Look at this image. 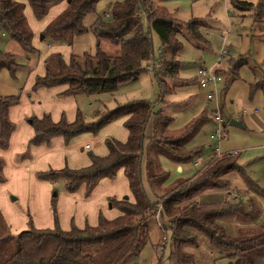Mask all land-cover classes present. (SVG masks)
I'll return each mask as SVG.
<instances>
[{
	"label": "trees",
	"instance_id": "1",
	"mask_svg": "<svg viewBox=\"0 0 264 264\" xmlns=\"http://www.w3.org/2000/svg\"><path fill=\"white\" fill-rule=\"evenodd\" d=\"M62 1L67 0H0V28L25 54H32L37 49L32 44L33 33L24 15L25 2L29 3L34 16L42 19L51 7ZM98 1L69 0L66 8L42 32L49 44L71 46L75 37L90 31L96 38L94 52H85L82 59L71 54L68 62L60 53L49 54L44 60L45 73L35 78L33 87L67 85L64 94L94 95L114 93L123 84L136 80L144 71L143 63L153 54L152 40L141 21L144 13L148 28L158 36L163 52L171 53L163 72H154L160 87L159 99L164 102L163 95L170 90L164 78L176 77L180 68L176 55L181 43L177 36L185 33L193 40L202 41L199 25L195 21L182 23L167 9L149 0H123L113 5L107 19L97 17L86 27L83 19L94 11ZM232 3L235 9L242 11L252 6L243 0ZM263 9L259 2L258 19L262 17ZM241 64L242 61H237L236 68ZM16 66L15 56L0 49V68L6 67L12 72ZM251 89L264 92V81ZM17 100L16 96H0L2 149L8 146L14 128L8 109ZM119 118H125L124 126L128 132L125 141L107 138L104 141L107 153H88L89 165L76 169H49L38 172L37 177L58 181L70 193L82 190L88 195L102 178L113 179L118 170L123 169L133 199H111L110 205L119 211L117 216L109 219L100 212L96 225L86 224L82 228L72 225L68 230L59 226L56 215L52 228L38 229L28 214L27 228L12 234L0 212V264H122L129 254L137 253L142 247L149 233L148 218L159 205L162 228L171 232L172 264H191L192 256L183 249L197 245L200 235L208 239L217 255L232 260V264H264V216L255 206L243 201L203 204L194 200V196L205 189L227 187L228 182L222 177L230 171L239 173L248 192L264 199V189L241 165L222 154L189 177L173 181L162 166L161 159L186 166L204 153L203 149L188 146L203 121H196L180 135L169 136L172 118L163 115L161 110L154 111V105L147 100L139 99L113 109L96 110L91 120H86L80 111L72 121L64 116L53 121L49 114L31 117L28 122L34 129V136L29 144H48L57 136L68 142L82 133L96 135L105 125ZM3 165L0 157V183L5 179ZM55 199L56 192L52 196L53 208ZM225 217H234L240 222L234 235H229L218 223Z\"/></svg>",
	"mask_w": 264,
	"mask_h": 264
},
{
	"label": "rangeland",
	"instance_id": "2",
	"mask_svg": "<svg viewBox=\"0 0 264 264\" xmlns=\"http://www.w3.org/2000/svg\"><path fill=\"white\" fill-rule=\"evenodd\" d=\"M122 1L99 0L94 6V11L84 17L83 24L89 27L97 17L107 19L113 5ZM149 1L167 9L173 18L182 23L195 21L203 38L202 41H196L185 33L177 36L181 43V49L176 55L180 68L176 77L164 78L170 87V90L163 95L164 102L159 99L160 87L154 76L155 71L144 70L136 80L123 84L114 93L79 95L81 108L86 114H92L96 110L113 109L132 100L144 99L154 105V111L161 110L163 115L173 118L167 133L169 136L182 134L189 123L204 117L206 122L202 123L200 131L191 138L188 146L203 149L205 152L211 147L209 145L215 143L214 140L209 139V133L214 128V112L218 111L222 115L226 131L225 138L218 142L219 151H237L229 160L241 165L249 177L264 189V92L261 89H251V86L261 80L264 81V13L259 19L256 15L258 3L260 2L264 7V0H243L252 3V6L244 11L235 9L233 0ZM26 4L29 5L28 2L24 5ZM55 6L51 7L42 19L34 16L30 5L24 6L29 27L54 19L57 16L54 13L58 10ZM141 21L145 32L152 40L153 56L155 58L160 56L162 60V66L157 70L162 73L165 63L171 59V53L165 50L168 57L163 53L164 48L161 47L155 32L148 28L144 13L141 14ZM1 32L5 34L3 37ZM9 39V35L0 28V40ZM38 40L40 45L36 52L29 55L19 54L15 57L17 66L12 72L6 67L0 68V96L17 97L21 90H24L30 75L27 58L38 57L49 47L44 34L41 33ZM95 44L96 38L87 31L75 37L70 48L64 47L61 51L65 57L75 54L82 59L85 52L89 54L94 52ZM104 47L108 49L107 45ZM221 49L228 52L224 57H219ZM237 61H242V64L236 68ZM199 67L212 69L221 77L216 84L217 94L211 100H207L206 95L213 86L210 85L205 89L199 87L197 79ZM232 120H237L239 124H231ZM164 162L165 170L170 173V181L187 173L186 176L189 177L194 172L193 168L191 171L184 165L177 166ZM178 169L181 171L179 172ZM223 179L228 182L227 187L215 188L205 193L201 191L194 196V200L203 204L243 201L255 206L264 216V199L248 192L237 171L228 172ZM12 196L14 195L10 194L6 197L11 204L10 208H5L0 200V212L2 213L3 209L11 214L17 211L23 215V219H27V209L22 205L27 204L23 202V196L17 200H12ZM160 220L162 221L161 218ZM218 223L229 235H234L240 226V222L234 217L222 218ZM148 228V237L140 250L129 254L122 264L173 263L170 258V251H173L171 243L169 247L168 242L165 249L158 246L164 235L170 240L171 232L159 227L154 215L148 218ZM183 251L192 256L191 264L233 263L232 260L217 255L211 249L208 239L202 235L198 236L197 245L187 246Z\"/></svg>",
	"mask_w": 264,
	"mask_h": 264
},
{
	"label": "crops",
	"instance_id": "3",
	"mask_svg": "<svg viewBox=\"0 0 264 264\" xmlns=\"http://www.w3.org/2000/svg\"><path fill=\"white\" fill-rule=\"evenodd\" d=\"M25 6L28 7L29 5L26 4ZM66 6V1L60 2L55 6L58 7V10L54 14L58 15ZM25 9L24 15L27 20ZM52 20L49 19L41 25L30 26L33 33L32 44L36 49L40 45L38 40L39 35ZM4 35L1 32V37ZM0 43V49L13 54L15 57L19 54H25L20 45L12 39L7 41L0 40ZM64 47L70 48L71 46L66 44H49V47L40 56H29L27 58L30 69L29 79L24 90H21L18 94L17 102L8 109V116L14 124V128L10 134L8 146L3 149L0 148V157L4 161L3 174L5 177L4 181L0 183V200H2L5 208H10L11 204H9L7 196L10 194L14 195V200L23 196V202H26L27 205H22L27 209V214H31L32 223L38 229L52 228L55 222L54 215H56L58 224L63 230H68L72 225L79 228L84 227L86 224L96 225L100 212L109 219L119 214L118 209L110 205L111 199L120 200L124 195H127L129 200L133 199L123 169H119L113 179L102 178L88 195H84L82 190L70 193L58 181L41 180L37 177L38 172L49 169L57 170L64 167L76 169L85 167L90 164L88 153L92 152L97 155H105L107 153V148L104 144L105 139L115 138L125 141L128 136L127 129L124 126L125 118H119L105 125L96 135L82 133L73 137L68 142L63 137L57 136L53 137L48 144H29L30 139L34 136V129L28 122L31 117L40 118L44 114H49L53 121H58L62 116L66 120L72 121L77 111H80L86 120H91L92 118L93 113L86 114L80 106L81 99L78 96L82 93L75 95L64 94L67 85L33 87L35 78L43 76L45 73L44 60L49 54L60 53L66 62L69 61L70 57H65L62 54L61 50ZM165 55L167 54L165 53ZM198 120L206 122V119L203 117L189 123L185 128L188 129ZM233 121L238 122L237 120ZM201 126L196 133L200 131ZM210 134L211 132L209 133V139L211 140ZM209 146H211L209 150L206 149L207 151H204L202 155L208 157L212 155L211 159L217 157L216 154L222 155L232 152H220L218 143H213ZM234 152L237 151L234 150ZM233 155H236V153ZM164 161L171 163L168 160L161 159L163 168ZM189 164L186 167L192 171ZM178 171L180 172L181 169H178ZM186 175L177 178L186 177ZM213 189H205L201 193ZM54 192H56V199L55 207L53 208L52 196ZM53 209L55 210V214ZM1 214L10 233L17 234L27 228L28 216L27 219H23L21 213L17 211L13 214L6 213L4 209Z\"/></svg>",
	"mask_w": 264,
	"mask_h": 264
},
{
	"label": "built area",
	"instance_id": "4",
	"mask_svg": "<svg viewBox=\"0 0 264 264\" xmlns=\"http://www.w3.org/2000/svg\"><path fill=\"white\" fill-rule=\"evenodd\" d=\"M108 16L109 15H107V17ZM227 53L228 52L225 49H221L219 52V57H224L225 55H227ZM161 66H162V60L160 56L158 58H155L153 54L148 60H146L143 63V67L145 71H157ZM197 79H198L199 87L202 89H205L210 85L213 86V89H211L206 95L207 100L213 99V97L217 94L216 84L221 80L220 75L216 71L214 72L212 69L208 70L204 67H199V69L197 70ZM213 123H214V128L210 134V138L215 141V144H217L226 136L225 124L220 112L218 111L214 112ZM235 153L236 152L232 151L226 154L233 155ZM216 155L217 157L220 156V154H216ZM211 157L213 156L212 155L210 157L206 155L197 156L190 162V166L195 170L202 168L206 164H208V162L211 160ZM160 209L161 206L159 205L157 211L154 213V216L156 218L159 227H162L163 224L162 221L160 220ZM169 241L170 240H168L166 235H164L159 247L161 249H165Z\"/></svg>",
	"mask_w": 264,
	"mask_h": 264
},
{
	"label": "water",
	"instance_id": "5",
	"mask_svg": "<svg viewBox=\"0 0 264 264\" xmlns=\"http://www.w3.org/2000/svg\"><path fill=\"white\" fill-rule=\"evenodd\" d=\"M66 2H69V0H67ZM41 38H43V36H42ZM231 124H237V125H238L239 123L236 122V121H233V120H232V121H231ZM123 198H124V199H127L128 196L126 195V196H124ZM11 199L14 200V199H15L14 196H12Z\"/></svg>",
	"mask_w": 264,
	"mask_h": 264
}]
</instances>
